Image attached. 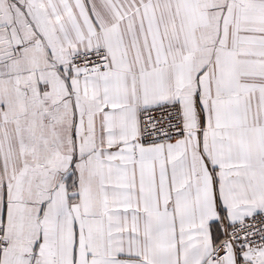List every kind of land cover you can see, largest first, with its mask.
<instances>
[{
    "label": "snow or ice",
    "instance_id": "1",
    "mask_svg": "<svg viewBox=\"0 0 264 264\" xmlns=\"http://www.w3.org/2000/svg\"><path fill=\"white\" fill-rule=\"evenodd\" d=\"M0 264H264V0H0Z\"/></svg>",
    "mask_w": 264,
    "mask_h": 264
}]
</instances>
